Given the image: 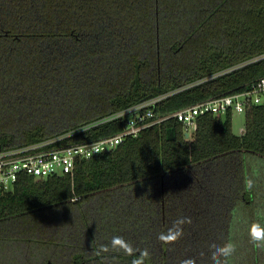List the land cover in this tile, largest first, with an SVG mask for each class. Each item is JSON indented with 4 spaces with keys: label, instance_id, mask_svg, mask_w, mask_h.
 Masks as SVG:
<instances>
[{
    "label": "trees",
    "instance_id": "obj_1",
    "mask_svg": "<svg viewBox=\"0 0 264 264\" xmlns=\"http://www.w3.org/2000/svg\"><path fill=\"white\" fill-rule=\"evenodd\" d=\"M261 76L264 0H0V151L100 138L151 97L165 114ZM232 112L198 115L188 137L170 116L73 173L21 174L0 193L1 264H132L145 249L143 264H213L228 242L230 264H264L248 234L264 226V103L242 134ZM244 206L249 228L230 233ZM181 217L183 236L161 242Z\"/></svg>",
    "mask_w": 264,
    "mask_h": 264
},
{
    "label": "built area",
    "instance_id": "obj_2",
    "mask_svg": "<svg viewBox=\"0 0 264 264\" xmlns=\"http://www.w3.org/2000/svg\"><path fill=\"white\" fill-rule=\"evenodd\" d=\"M164 95L151 97L114 114L125 117L124 127L113 134L66 145H48L49 141L0 151V193L13 189L21 174L47 176L56 173H73L80 157H91L116 147L128 136H137L148 126L160 123L170 116L182 121L191 133L196 118L206 112L245 111L251 103H264V76L253 81L247 89L209 97L183 106L173 112L156 114L153 106Z\"/></svg>",
    "mask_w": 264,
    "mask_h": 264
},
{
    "label": "clouds",
    "instance_id": "obj_3",
    "mask_svg": "<svg viewBox=\"0 0 264 264\" xmlns=\"http://www.w3.org/2000/svg\"><path fill=\"white\" fill-rule=\"evenodd\" d=\"M246 186L251 188L253 186V181L251 179L246 181ZM185 223L190 224L191 218L189 217H181L178 218L173 226L170 227L166 232H162L159 234L158 239L165 243L171 244L179 240L183 236V225ZM249 237L250 240L256 249L264 250V226H261L258 223L251 224L249 228ZM111 247L113 249H122L125 253L131 254L133 249L132 246L125 241L120 236H114L111 240ZM214 251L212 252V262L213 264H230L229 258L233 256L236 251V244L233 242H228L223 246L212 245ZM101 252L109 251L108 246L101 245ZM100 252H97L99 255ZM148 256V251L145 249L141 253V257L132 261V264H143V259ZM181 264H195L194 259H186L181 262Z\"/></svg>",
    "mask_w": 264,
    "mask_h": 264
},
{
    "label": "rangeland",
    "instance_id": "obj_4",
    "mask_svg": "<svg viewBox=\"0 0 264 264\" xmlns=\"http://www.w3.org/2000/svg\"><path fill=\"white\" fill-rule=\"evenodd\" d=\"M245 118H246L245 111L239 112L234 110L232 112V128L236 134H242L245 125ZM260 176H264V168ZM248 217H249V213L247 211V208H245V206L240 207L238 212L237 213L235 212V215L233 214V220L230 221V225H229V232L239 233L242 228V232L244 233L247 230V228H249L247 226ZM0 264H1V258H0Z\"/></svg>",
    "mask_w": 264,
    "mask_h": 264
},
{
    "label": "water",
    "instance_id": "obj_5",
    "mask_svg": "<svg viewBox=\"0 0 264 264\" xmlns=\"http://www.w3.org/2000/svg\"><path fill=\"white\" fill-rule=\"evenodd\" d=\"M185 135L188 137V136H189V133H188V132H186V133H185Z\"/></svg>",
    "mask_w": 264,
    "mask_h": 264
}]
</instances>
